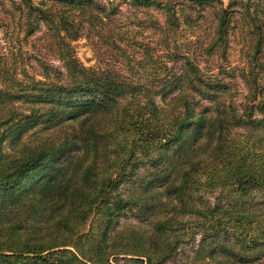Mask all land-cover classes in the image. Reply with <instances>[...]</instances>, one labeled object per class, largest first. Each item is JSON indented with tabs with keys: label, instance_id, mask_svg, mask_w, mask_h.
<instances>
[{
	"label": "trees",
	"instance_id": "1",
	"mask_svg": "<svg viewBox=\"0 0 264 264\" xmlns=\"http://www.w3.org/2000/svg\"><path fill=\"white\" fill-rule=\"evenodd\" d=\"M220 13L209 55L228 47ZM120 15L97 0H0V28L27 37L43 23L63 62L37 76L0 43V264H167L197 234L187 264H264L263 22L245 19L247 65L214 70L171 51L167 31L159 52L135 36L144 21L135 30ZM82 36L95 65L69 45ZM128 213L140 224L120 225Z\"/></svg>",
	"mask_w": 264,
	"mask_h": 264
},
{
	"label": "rangeland",
	"instance_id": "2",
	"mask_svg": "<svg viewBox=\"0 0 264 264\" xmlns=\"http://www.w3.org/2000/svg\"><path fill=\"white\" fill-rule=\"evenodd\" d=\"M97 1L107 5L112 3L117 6L121 12L122 18H119L118 22L121 25L125 24L137 30L135 24L138 18L144 21L147 24L146 29L143 30L141 36L138 33L135 36L151 41L153 47L159 48V52L161 50L159 44L162 40L161 37L165 36L167 31L170 36L168 48L171 51L182 53L188 50L195 57L194 61L200 68H213L214 70L219 65L223 67L247 65L254 48L248 49L249 38H252L253 35L249 31L250 24L247 25L245 19L247 21L251 18L249 13L255 14L256 18H259L264 24V0H213L210 3H205V5L184 2L183 0H163L164 6L166 4L165 7H162L163 9L155 7L136 8L130 5L129 0ZM6 4L9 5V2L7 1ZM222 9L227 10L228 18H230L228 47L224 52L216 50L212 55H209L205 50L213 35L214 25L221 17ZM165 10L174 11V16L172 13L165 15L167 14ZM164 18H180L181 22L175 28H172L170 24L165 28ZM155 20L158 22L157 25L154 23ZM242 25L247 27L246 31L242 29ZM160 26L164 27L161 28ZM5 31V28H0V43L3 44L4 50L6 49V53L17 67L29 70L37 76L41 75L43 66L46 64L62 68L63 62L59 54L49 48V36L43 23H40L39 29L33 35L27 37L17 25L11 24L7 32ZM69 45L74 55L84 66L97 64V58L89 39L82 36L71 40ZM252 45L253 43L250 47H253ZM128 51L130 56H137L140 52L138 47ZM257 56L258 61H255L253 65L264 70V45L263 50ZM236 83V90L238 91L237 93L234 91V94L237 95L238 99H241L244 94V87L238 80ZM207 104L208 102L204 101L202 106ZM255 203V207L264 208V198H256ZM128 224H140L135 213H128L120 218V225ZM198 239L199 235L197 234L194 240L183 243L167 264H187L186 262L192 256ZM119 263L125 264L126 261L119 260Z\"/></svg>",
	"mask_w": 264,
	"mask_h": 264
}]
</instances>
